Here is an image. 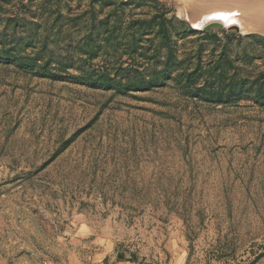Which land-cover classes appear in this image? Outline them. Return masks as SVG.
Returning a JSON list of instances; mask_svg holds the SVG:
<instances>
[{
	"label": "rangeland",
	"instance_id": "obj_1",
	"mask_svg": "<svg viewBox=\"0 0 264 264\" xmlns=\"http://www.w3.org/2000/svg\"><path fill=\"white\" fill-rule=\"evenodd\" d=\"M204 7L0 0V264H264V31Z\"/></svg>",
	"mask_w": 264,
	"mask_h": 264
},
{
	"label": "bare ground",
	"instance_id": "obj_2",
	"mask_svg": "<svg viewBox=\"0 0 264 264\" xmlns=\"http://www.w3.org/2000/svg\"><path fill=\"white\" fill-rule=\"evenodd\" d=\"M198 2L200 4L204 3V6H206L203 11L207 16L217 15L220 17L224 15L237 17L238 19L234 20L240 21L239 17L243 13L249 12V20L252 22L253 27L264 31V0H198Z\"/></svg>",
	"mask_w": 264,
	"mask_h": 264
},
{
	"label": "crops",
	"instance_id": "obj_3",
	"mask_svg": "<svg viewBox=\"0 0 264 264\" xmlns=\"http://www.w3.org/2000/svg\"><path fill=\"white\" fill-rule=\"evenodd\" d=\"M118 264H136L134 262H121V263H118Z\"/></svg>",
	"mask_w": 264,
	"mask_h": 264
},
{
	"label": "snow or ice",
	"instance_id": "obj_4",
	"mask_svg": "<svg viewBox=\"0 0 264 264\" xmlns=\"http://www.w3.org/2000/svg\"><path fill=\"white\" fill-rule=\"evenodd\" d=\"M221 18H223V17H221Z\"/></svg>",
	"mask_w": 264,
	"mask_h": 264
}]
</instances>
